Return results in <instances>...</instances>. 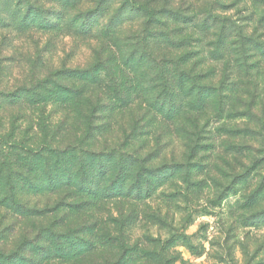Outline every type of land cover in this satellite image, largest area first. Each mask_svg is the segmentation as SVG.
Here are the masks:
<instances>
[{
  "label": "rangeland",
  "instance_id": "374dc122",
  "mask_svg": "<svg viewBox=\"0 0 264 264\" xmlns=\"http://www.w3.org/2000/svg\"><path fill=\"white\" fill-rule=\"evenodd\" d=\"M129 1L0 0V135L23 134L38 116L8 94L58 70L88 68L134 37L125 102L111 99L118 85L105 73V94L89 82L54 79L85 84L81 104L118 107L97 115L96 124L109 127L96 134L95 149H121L160 170L152 190L102 201L53 229L98 219L115 242L67 258L32 253L33 224L44 220L6 218L0 248L12 257L0 264L14 254L15 264H264V0H136L144 10L126 9ZM179 69L189 77L182 90ZM45 104L46 120L64 117L55 105L64 103Z\"/></svg>",
  "mask_w": 264,
  "mask_h": 264
},
{
  "label": "trees",
  "instance_id": "16d2710c",
  "mask_svg": "<svg viewBox=\"0 0 264 264\" xmlns=\"http://www.w3.org/2000/svg\"><path fill=\"white\" fill-rule=\"evenodd\" d=\"M127 7L133 10L145 9L136 0L129 1L126 9ZM149 16L153 18V14L150 13ZM109 22L105 32L110 37L114 32L110 29L113 19ZM134 39L128 38L130 44L124 46V49L118 44L117 46L113 44L118 51L114 50L104 59H98L88 68L52 72L33 81L30 87L6 96L31 103L27 105L33 108L38 116L36 122L30 124L23 134L13 128L10 132L0 135V243L5 242L8 236L4 234L8 224L3 226L6 218L21 220L34 217L44 221L42 224L40 222L33 224L32 240L35 242L31 245L32 253L43 251L49 255L54 251L58 258H67L90 252L97 244L106 246L116 241V237L110 234V229L106 230L103 222L95 219L68 228L64 232L53 229L60 221L67 219L69 214L87 212L92 207L100 205L102 201L131 198L133 193H142L156 187L154 185L158 183L160 177L159 173H156L160 170L146 166L145 159H138L121 149L93 147V143H96L94 140L96 134L104 133L109 127L108 121L96 124L97 115L106 110L113 112L118 107L115 104H81L79 100L87 90L85 84L80 87L66 86L54 79L68 76L99 86L102 73H105L109 82L113 81L118 85L112 88L111 99L125 102L124 97L130 95L128 88H132L130 80L127 82L126 79L129 78L130 71L135 72V68H132L136 54ZM179 76L182 90L185 87L184 80L189 77H186V71L179 72ZM105 88L107 86L103 87V94ZM165 88H169L167 92L172 93L173 88L166 85ZM50 101L64 103L55 104L65 110L64 117L55 123L43 116L46 107L49 106L45 103ZM182 107L187 106L181 104ZM48 116L50 114H47V118ZM72 116H75V119L71 125L69 119ZM72 130L79 133L73 140L72 138L67 140V134ZM153 174L155 183L150 179ZM53 195L56 196L55 201L52 200ZM42 196L47 199L44 206L30 203L33 197L40 199ZM60 213L62 215L58 217ZM48 215H51L53 221L49 222ZM122 227L116 220V231ZM25 231L31 229L28 227ZM22 236V239L28 238L25 233ZM2 250L0 248V263H5L12 256ZM19 258L20 256L14 254L11 264H15Z\"/></svg>",
  "mask_w": 264,
  "mask_h": 264
}]
</instances>
